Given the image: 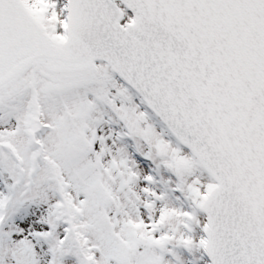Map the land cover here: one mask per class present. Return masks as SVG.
<instances>
[{
    "label": "snow or ice",
    "instance_id": "1",
    "mask_svg": "<svg viewBox=\"0 0 264 264\" xmlns=\"http://www.w3.org/2000/svg\"><path fill=\"white\" fill-rule=\"evenodd\" d=\"M0 264H264V0H0Z\"/></svg>",
    "mask_w": 264,
    "mask_h": 264
}]
</instances>
